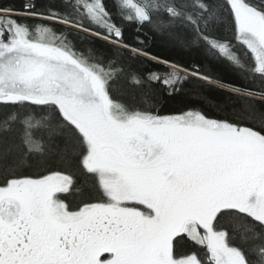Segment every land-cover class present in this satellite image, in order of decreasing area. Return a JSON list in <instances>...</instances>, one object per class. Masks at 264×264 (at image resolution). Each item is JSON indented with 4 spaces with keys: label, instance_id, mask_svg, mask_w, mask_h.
Segmentation results:
<instances>
[{
    "label": "snow or ice",
    "instance_id": "snow-or-ice-1",
    "mask_svg": "<svg viewBox=\"0 0 264 264\" xmlns=\"http://www.w3.org/2000/svg\"><path fill=\"white\" fill-rule=\"evenodd\" d=\"M0 264H264V0L0 4Z\"/></svg>",
    "mask_w": 264,
    "mask_h": 264
},
{
    "label": "trees",
    "instance_id": "trees-1",
    "mask_svg": "<svg viewBox=\"0 0 264 264\" xmlns=\"http://www.w3.org/2000/svg\"><path fill=\"white\" fill-rule=\"evenodd\" d=\"M41 2H46V0H41ZM23 0H0V4L4 5H13L16 8H20L22 6ZM136 31L134 27L128 26L125 28V40L129 44H136L135 40ZM140 39L144 40L145 37L141 35ZM148 47L147 50L150 51L154 55H160L165 58L175 59V54L169 53L162 45L161 43L151 38V34H149V39L146 41ZM97 44L101 47H108L107 45L101 44V42L97 41ZM139 46V45H137ZM132 63L133 67L137 68L140 71H144L146 69H151L154 67H157L152 62L148 60H138V61H130ZM186 66L191 67V64H186ZM212 72L214 75H217L225 80H231L234 82H239L236 80L235 75L225 69L222 66H216L212 69ZM114 88V95H119L124 99H128L132 95H139L143 94L146 96H150L151 99H155L159 101V108L162 114H170L174 108L178 107V100H171L166 94L165 89L162 85L154 84L151 86V88L147 86H141L137 87L133 84H131L127 77H121L118 81L115 82L113 85ZM188 89H185V92H188ZM190 242H188V246L185 250H188L189 248H192Z\"/></svg>",
    "mask_w": 264,
    "mask_h": 264
}]
</instances>
